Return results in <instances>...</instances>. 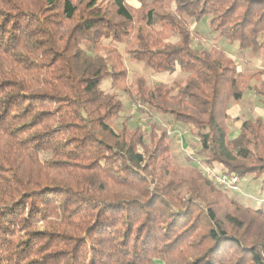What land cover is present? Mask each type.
<instances>
[{
    "label": "trees",
    "instance_id": "trees-1",
    "mask_svg": "<svg viewBox=\"0 0 264 264\" xmlns=\"http://www.w3.org/2000/svg\"><path fill=\"white\" fill-rule=\"evenodd\" d=\"M131 2L0 0V264H264V211L201 170L264 187V120L230 136L244 74L222 50L195 49L190 27L206 20L264 56V0ZM120 44L147 71L132 89ZM177 71L182 82L148 84ZM105 80L146 107L145 127L110 124L124 102ZM253 92L264 99V80ZM156 115L194 129V177L168 169L164 130L145 134Z\"/></svg>",
    "mask_w": 264,
    "mask_h": 264
},
{
    "label": "rangeland",
    "instance_id": "rangeland-1",
    "mask_svg": "<svg viewBox=\"0 0 264 264\" xmlns=\"http://www.w3.org/2000/svg\"><path fill=\"white\" fill-rule=\"evenodd\" d=\"M130 1L134 3V0ZM132 2L130 4H133ZM190 27L192 29V46L195 49L210 50L211 48L216 47L222 50L228 57L233 59L237 65L238 71L244 74L242 98L238 102H231L227 108L226 125L230 128V136L234 137L236 135V133L233 134V132L235 130V124L238 121L255 119L257 117H261L264 120V99L256 96L253 92V88L258 81L260 79L264 80V75H261L258 78L256 77V74L264 69V56L262 54L254 56L248 52H241L239 51L236 42H230L215 37L209 33L206 20L191 23ZM169 40L175 41V38L169 37ZM117 47L118 52L121 54L120 59L122 67L127 71V78L124 86L132 89L134 79L138 75L147 74V71L142 65L128 61L126 56L122 54L123 44H120ZM185 77V73L177 71L173 75L164 77V79H161L158 76L157 80L149 78L148 84L149 86H153L157 81H163L168 85H172L175 82H182ZM110 83L109 80H105L102 83V89L108 93H116L124 102L120 117L114 121H110V124L113 127L118 128L124 119H128V124L130 125H141L142 127H145L147 122L146 113L144 111L145 109L141 110L137 106L131 104L125 93L126 90L112 89ZM152 122L154 124L153 127L146 128L145 134H148L150 129H154L153 131L155 132H160L161 130L166 132V141L168 142L170 149L167 160L168 169L175 170L176 172L183 174L186 178L194 177L195 175L191 170H195V168H199L200 166V157L197 155L199 144L195 137L194 129L173 123L170 118L162 115H156ZM168 130L171 132L170 135L168 134ZM148 135H146V138ZM214 185L218 187L216 184ZM238 188L240 189V192L237 194L226 191L227 194L224 193L222 195L225 197L227 196L228 198H231L232 195H234L237 200L247 203L249 207L262 209L264 211V202H261L264 201V187L260 185L258 179H254L252 176L244 177L241 179ZM220 203L221 211L223 213L226 211L225 199L223 196H220ZM152 264H161V262L153 261Z\"/></svg>",
    "mask_w": 264,
    "mask_h": 264
},
{
    "label": "built area",
    "instance_id": "built-area-1",
    "mask_svg": "<svg viewBox=\"0 0 264 264\" xmlns=\"http://www.w3.org/2000/svg\"><path fill=\"white\" fill-rule=\"evenodd\" d=\"M137 106L138 108H140L141 110L145 109L144 111H146V107L143 105H134ZM168 134L170 135L171 132L170 130H168ZM201 170L203 172V174L214 184H216L219 188L232 192V193H239L240 189L238 188V185L241 182V179L238 178L235 175H228L222 172H216L213 169L210 168H206V167H201ZM264 202V201H261Z\"/></svg>",
    "mask_w": 264,
    "mask_h": 264
},
{
    "label": "crops",
    "instance_id": "crops-1",
    "mask_svg": "<svg viewBox=\"0 0 264 264\" xmlns=\"http://www.w3.org/2000/svg\"><path fill=\"white\" fill-rule=\"evenodd\" d=\"M157 76L159 77V78H163L164 79V77H166V76H169L168 74H165V73H163V74H158V75H154V76H152L151 78H154L155 80H157L158 78H157ZM158 82V81H157ZM244 121V120H243ZM241 122L242 121H238L236 124H235V127H234V132H233V134H235L236 133V131H237V128H238V126L241 124ZM245 184H246V182H245ZM248 196V195H247Z\"/></svg>",
    "mask_w": 264,
    "mask_h": 264
}]
</instances>
